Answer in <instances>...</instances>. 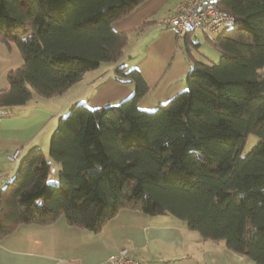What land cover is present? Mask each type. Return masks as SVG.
I'll list each match as a JSON object with an SVG mask.
<instances>
[{
  "label": "trees",
  "instance_id": "16d2710c",
  "mask_svg": "<svg viewBox=\"0 0 264 264\" xmlns=\"http://www.w3.org/2000/svg\"><path fill=\"white\" fill-rule=\"evenodd\" d=\"M142 1L0 0V41L22 58L0 106L61 94L84 72L116 63L128 36L112 23ZM211 3L233 17L207 37L219 60L192 59L184 88L154 110L137 105L149 90L137 69L115 66L132 94L115 105L77 102L58 117L48 156L30 150L0 188V240L61 216L97 233L133 208L172 214L264 264V0ZM251 133L259 139L242 155ZM52 163L56 182L48 181Z\"/></svg>",
  "mask_w": 264,
  "mask_h": 264
},
{
  "label": "crops",
  "instance_id": "0c3cea01",
  "mask_svg": "<svg viewBox=\"0 0 264 264\" xmlns=\"http://www.w3.org/2000/svg\"><path fill=\"white\" fill-rule=\"evenodd\" d=\"M181 1L144 0L115 20L112 28L128 36L116 63L92 69L98 71L94 75L84 72L61 94L33 95L21 105L0 106V172L7 180L19 162L6 156L17 148L20 160L35 148L48 152L58 117L71 105H115L132 94L131 84L114 77L115 66L135 67L147 83L149 90L137 104L141 109L154 110L184 88L192 59H202L196 53L201 44L195 31L200 29L187 30L186 45V37H177L166 23ZM200 31L210 45L207 37L219 32ZM21 65L16 45L0 41V90L8 86L7 73ZM68 90L70 95L62 96ZM122 247L142 264H259L229 250L223 240L203 238L172 214L148 215L133 208H121L97 233L71 226L62 216L47 225H18L0 240V264H105Z\"/></svg>",
  "mask_w": 264,
  "mask_h": 264
},
{
  "label": "built area",
  "instance_id": "2783aa9c",
  "mask_svg": "<svg viewBox=\"0 0 264 264\" xmlns=\"http://www.w3.org/2000/svg\"><path fill=\"white\" fill-rule=\"evenodd\" d=\"M233 22V17L205 0H183L179 3L175 13L169 17L167 24L172 26L179 36L188 28H198L207 33L220 31ZM19 149H15L6 158L18 163ZM7 181L0 172V188ZM105 264H142L127 248L122 247L116 253L109 255Z\"/></svg>",
  "mask_w": 264,
  "mask_h": 264
},
{
  "label": "rangeland",
  "instance_id": "374dc122",
  "mask_svg": "<svg viewBox=\"0 0 264 264\" xmlns=\"http://www.w3.org/2000/svg\"><path fill=\"white\" fill-rule=\"evenodd\" d=\"M196 34L199 36V41H200V47H198L197 49V54H198V57H201L200 59H202L203 61H212V62H217L220 58V53L218 51H216V49H214V47L212 45H210L209 43H207L204 39V34L200 31V30H196L195 31ZM216 34V33H214ZM203 53V54H200ZM110 63H102L101 64V67L102 66H105V65H108ZM97 70V69H95ZM100 70V69H99ZM98 71H93L91 70L90 73L92 75H94L95 73H97ZM70 95V91L68 90L64 95L62 96H68ZM69 109V108H68ZM68 109L66 110V112L68 111ZM64 112L63 115L66 113ZM57 126V124H56ZM56 126L54 127V129L56 128ZM53 129V131H54ZM53 133V132H52ZM51 133V134H52ZM51 137V135H50ZM258 136L256 134H249L247 137H246V140H245V143L244 145L242 146L241 148V154L244 155L245 153H247L258 141ZM46 156H48V152L45 153ZM57 164V163H55ZM59 164H57L56 166H52V169H51V172L50 174L48 175V181L49 182H56L57 181V176H58V171H59Z\"/></svg>",
  "mask_w": 264,
  "mask_h": 264
},
{
  "label": "bare ground",
  "instance_id": "6f19581e",
  "mask_svg": "<svg viewBox=\"0 0 264 264\" xmlns=\"http://www.w3.org/2000/svg\"><path fill=\"white\" fill-rule=\"evenodd\" d=\"M205 1H206V0H205ZM210 2H211V1H210ZM178 5H179V4H178ZM177 7H178V6H177ZM176 9H177V8H176ZM175 11H176V10H175ZM174 13H175V12H174ZM174 13H173V14H174ZM173 14H172V15H173ZM172 15H171V16H172ZM168 19H169V18H168ZM167 21H168V20H167ZM166 23H167V22H166ZM188 29H198V28H188ZM188 29H187V30H188ZM187 30L185 31V33H184L182 36H179V35L177 34V32L175 31V32H176V36L179 37V38L184 37L185 34L187 33ZM200 30H201V29H200Z\"/></svg>",
  "mask_w": 264,
  "mask_h": 264
}]
</instances>
